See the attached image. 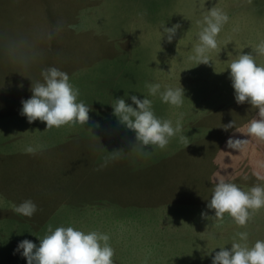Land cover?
<instances>
[{
    "label": "rangeland",
    "instance_id": "374dc122",
    "mask_svg": "<svg viewBox=\"0 0 264 264\" xmlns=\"http://www.w3.org/2000/svg\"><path fill=\"white\" fill-rule=\"evenodd\" d=\"M213 6L229 21L210 62L196 65L197 22ZM58 23L52 40L36 42L38 56L27 67L6 54L9 41L33 40ZM162 24L180 25L172 42ZM261 40L264 0H0V264H27L18 243L39 245L49 224L109 235L114 264H212L239 232L249 246L264 240V208L243 227L207 208L220 178L245 191L264 185V142L242 134L258 110L236 103L227 69ZM255 60L264 65V56ZM48 67L79 89L78 101L90 107L85 126L45 130L20 114L32 81H42ZM146 83L161 91L182 86V106L149 95ZM131 95L149 98L155 115L173 125L183 114L182 132L163 150L148 146L147 157L129 150L135 133L113 115L115 99L132 104ZM233 120L241 133L223 128ZM229 137L248 142L229 149ZM27 145L40 148L27 154ZM117 149L121 158L101 168ZM28 199L37 205L32 217L13 211Z\"/></svg>",
    "mask_w": 264,
    "mask_h": 264
},
{
    "label": "clouds",
    "instance_id": "9594fccd",
    "mask_svg": "<svg viewBox=\"0 0 264 264\" xmlns=\"http://www.w3.org/2000/svg\"><path fill=\"white\" fill-rule=\"evenodd\" d=\"M228 21L227 13L213 6L203 15L202 20L197 22L200 25L198 43L194 46V56L191 57L197 61L196 65L210 62L207 54L217 49L216 37ZM179 27V24L171 27L162 24V37L166 36L168 42H172ZM61 29L62 24L58 23L53 29L33 40L27 38L11 40L5 45L6 54L13 62L27 67L38 56L36 42L40 39L52 40ZM251 48L254 54L241 51L238 57L229 63L227 69H230L229 78L236 103H248L253 109L258 110L256 116L245 125L242 134L264 142V65L257 64L255 60L257 55L264 56V40ZM41 76L42 81L31 80L32 95L21 101L20 114L25 116L29 123L36 120L44 122L45 130L66 125L85 126L90 119V107L83 101H78L79 89L70 83L68 74L56 67H48L41 71ZM145 87L149 95L159 94L163 103L177 108L183 104L185 95L182 86L176 88L166 86L163 91L159 83H146ZM130 99L132 104L126 103L125 98L121 97L116 98L115 103L111 105L113 115L117 117L119 123L135 133V143L131 150L135 149L145 157L150 156L148 146H151V149L163 150L173 137L182 132V113L173 125L171 120L161 119L155 115L149 98L140 99L136 95H131ZM223 128L225 130L235 128L241 133L236 128L234 120L225 124ZM180 141L185 142L183 135H180ZM247 142L246 138L229 137L227 147L238 151ZM39 148L40 146L27 145L23 151L35 155ZM121 150L110 151L100 167L103 168L110 161L121 158ZM12 208L15 213L29 218L37 211V205L31 199L19 205L14 204ZM207 208L214 210L213 217L222 219L227 214L238 226L243 227L252 219L254 213L264 208V185L257 184L245 191L235 183L220 178L215 182ZM202 216L207 218L206 213H202ZM236 235L239 242L234 238L231 248L219 247L220 250L212 257V264H264V240H257L249 246L246 232H239ZM109 240V235L98 231L84 232L71 226L53 229L49 224L45 235L39 237V245L24 239L18 243L15 251L22 250L21 255L26 258L27 264H114L115 251Z\"/></svg>",
    "mask_w": 264,
    "mask_h": 264
},
{
    "label": "trees",
    "instance_id": "16d2710c",
    "mask_svg": "<svg viewBox=\"0 0 264 264\" xmlns=\"http://www.w3.org/2000/svg\"><path fill=\"white\" fill-rule=\"evenodd\" d=\"M131 138H130V140H129V142L131 143ZM132 144V143H131ZM131 148H132V145H130V147H129V150H131ZM113 151V150H112ZM131 152H132V150H131ZM109 154V153H108ZM131 156V155H130ZM133 162V161H132ZM137 164V163H136Z\"/></svg>",
    "mask_w": 264,
    "mask_h": 264
}]
</instances>
